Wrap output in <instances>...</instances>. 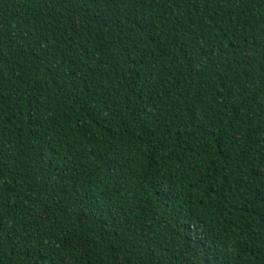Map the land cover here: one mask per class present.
<instances>
[{"label":"trees","instance_id":"1","mask_svg":"<svg viewBox=\"0 0 264 264\" xmlns=\"http://www.w3.org/2000/svg\"><path fill=\"white\" fill-rule=\"evenodd\" d=\"M0 264H264V0H0Z\"/></svg>","mask_w":264,"mask_h":264}]
</instances>
